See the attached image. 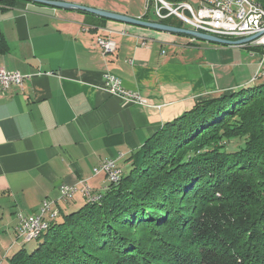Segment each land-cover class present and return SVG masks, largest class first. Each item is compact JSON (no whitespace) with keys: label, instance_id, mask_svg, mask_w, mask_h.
I'll return each mask as SVG.
<instances>
[{"label":"crops","instance_id":"1","mask_svg":"<svg viewBox=\"0 0 264 264\" xmlns=\"http://www.w3.org/2000/svg\"><path fill=\"white\" fill-rule=\"evenodd\" d=\"M60 1L170 25L156 13L166 0ZM100 36L117 50L103 54ZM0 39L8 46L0 68L30 75L0 93V264L24 245L16 243L18 213L35 214L45 198L63 208L64 183L85 179L103 193L109 178L94 167L113 158L127 171L128 158L166 122L199 101L258 84V56L246 46L32 1L0 9ZM106 71L146 104L110 94Z\"/></svg>","mask_w":264,"mask_h":264},{"label":"trees","instance_id":"2","mask_svg":"<svg viewBox=\"0 0 264 264\" xmlns=\"http://www.w3.org/2000/svg\"><path fill=\"white\" fill-rule=\"evenodd\" d=\"M127 162L100 200L62 208L7 264H264V81L197 102Z\"/></svg>","mask_w":264,"mask_h":264},{"label":"built area","instance_id":"3","mask_svg":"<svg viewBox=\"0 0 264 264\" xmlns=\"http://www.w3.org/2000/svg\"><path fill=\"white\" fill-rule=\"evenodd\" d=\"M167 10V13L163 12ZM157 16L167 18L175 15L182 22L188 24L193 30L215 35L227 39H243L252 37L248 42L239 43L250 49L251 55L258 56V67L254 80L264 81V6L258 0H198V6L194 7L190 2L184 1L177 4L162 2L157 4ZM96 45L103 54L114 53L117 42L111 37H98ZM30 75L19 71H11L0 68V93H5L11 85L24 86ZM105 89L112 95L120 96L132 102L146 104V100L138 94L133 93L124 87L122 80L116 75L105 73ZM96 173L104 172L110 182H117L121 179L123 171L114 159L103 161L94 168ZM78 184H62L60 187L59 199L68 202L77 193H82L91 202L100 199L101 194L93 195L86 180H80ZM54 199H45L39 212L33 216H25L20 213L19 236L26 242L37 239L43 231L50 227L52 220L58 218V207Z\"/></svg>","mask_w":264,"mask_h":264},{"label":"water","instance_id":"4","mask_svg":"<svg viewBox=\"0 0 264 264\" xmlns=\"http://www.w3.org/2000/svg\"><path fill=\"white\" fill-rule=\"evenodd\" d=\"M26 1H32V2H37V3H43V4H47V5H52L58 8H65V9H75V10H82V11H86L98 16H103V17H108V18H116V19H121V20H127V21H131V22H136V23H142L145 25H150V26H154L156 28H160L163 30H168V31H172V32H177V33H181V34H186V35H190V36H194L203 40H207L210 42H215V43H219V44H228V45H234V44H239L242 42H248L250 40H252V37L249 38H243L240 40H230V39H225V38H221L215 35H211V34H206V33H202V32H198L189 28H179V27H174V26H170V25H166V24H160V23H151V22H145L136 18H132V17H128V16H124L121 14L114 13V12H109V11H104V10H100L97 8H92L91 6H84V5H79V4H73V3H68V2H63L60 0H26ZM163 2V1H162Z\"/></svg>","mask_w":264,"mask_h":264},{"label":"rangeland","instance_id":"5","mask_svg":"<svg viewBox=\"0 0 264 264\" xmlns=\"http://www.w3.org/2000/svg\"><path fill=\"white\" fill-rule=\"evenodd\" d=\"M193 3V5H194V7H197L196 6V3H194V2H192ZM193 30V29H192ZM230 40H233V39H230ZM234 40H240V39H234ZM259 82H261V80L259 81H257L256 83H259ZM241 143V142H243V141H235V142H233L232 143V146H230V147H232V148H235L234 146H237L238 145V143ZM239 143V144H240ZM108 159H113V158H108ZM108 159H106V160H108ZM115 160V159H114ZM105 161V160H104ZM116 161V160H115ZM116 163H117V161H116ZM118 164V163H117ZM119 166V165H118ZM96 167H98V166H96ZM121 169H122V171L124 172V170H123V168L121 167V166H119ZM95 168V167H94ZM93 173H94V175H97V174H101V173H104V172H99V173H96L95 171H94V169H93ZM67 184V183H66ZM86 184L90 187V189H91V193L95 196V195H97V194H101L102 195V193H98V192H96V191H94V189L87 183V181H86ZM78 185L79 186H81V184H80V182L78 183ZM102 198V196H100V199ZM45 199H52V198H45ZM44 199V200H45ZM99 199V200H100ZM43 200V201H44ZM55 201H57V199H54ZM43 201H42V203H43ZM85 201H86V199L82 196V193H77L76 194V196H74V198H72L71 200H69V203L68 204H66V205H63V211H64V213L66 214V213H70V212H72V211H75V210H77V209H79L80 207H82V205L85 203ZM98 201V200H97ZM65 202V201H64ZM42 203H41V205H42ZM41 205H40V207H41ZM40 207H39V209H40ZM56 207H58L57 209H58V214L60 215V213H61V209H62V206H60V204H59V201L58 202H56ZM39 212V210L35 213V214H37ZM20 213H22V212H20ZM20 213H18V219L20 220V218H19V214ZM35 214H33V215H35ZM33 215H27V214H25V216L27 217V216H33ZM60 218V220H62V215L59 217ZM46 231V230H45ZM45 231H43V233L45 232ZM0 233H2L1 232V230H0ZM42 233V234H43ZM42 234H40L39 236H38V238L42 235ZM37 238V239H38ZM23 241H25V240H23L20 236H19V227H18V233H17V241H16V243H20V244H24L25 246H26V248L28 249V250H31V249H33L34 248V246H36V243H37V241H36V238L35 239H31V240H28V241H26V242H23ZM18 248L17 247H15V248H13L12 250H10L8 253H9V256H11L16 250H17ZM7 260H8V258H7Z\"/></svg>","mask_w":264,"mask_h":264}]
</instances>
